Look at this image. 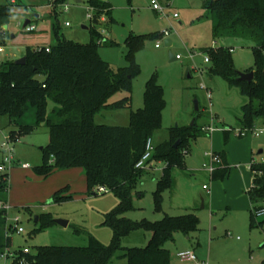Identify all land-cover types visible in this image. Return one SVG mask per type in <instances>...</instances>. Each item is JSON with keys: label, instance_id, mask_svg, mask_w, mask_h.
Wrapping results in <instances>:
<instances>
[{"label": "rangeland", "instance_id": "rangeland-1", "mask_svg": "<svg viewBox=\"0 0 264 264\" xmlns=\"http://www.w3.org/2000/svg\"><path fill=\"white\" fill-rule=\"evenodd\" d=\"M102 1L112 6L114 22L106 15L105 23L95 25L89 18L94 15L89 0H65L57 8H51L49 0H0V6L7 5L11 10L10 24L5 30L6 43L0 47V65L24 58L28 48L37 50L55 45L54 28L59 30L61 40L80 45L90 44L93 30L99 35L100 30H105V42H109L99 48V55L117 72L131 66L127 59L130 37L143 38L134 54L138 73L132 82V93L119 92L108 101L113 104L130 96L132 109L105 111L95 122L128 127L131 110L137 112L145 106L147 82L157 77L164 89L166 107L161 128L152 137L153 146L156 149L169 141L171 135H182L179 141L184 148L180 154L185 167L173 169V188L163 192L162 209L157 211L155 195L166 164L153 160L152 167L145 169L146 173L136 184L131 198L133 210L125 217L136 223L158 222L165 216L198 217L199 231L189 236L177 233L173 242L166 243L171 264H192L178 258L179 253L186 251L195 252L199 262L206 264H264V227H250V212L264 204L253 206L248 194L253 181L251 165L261 164L264 159V155H258L264 150V122L255 123L257 132L246 137L238 135L243 129L242 108L249 99L221 77H210L206 72L210 65L204 61L208 56L204 50L232 49L237 72L250 73L255 65L253 42L240 35L216 36V16L206 17L202 0H158L163 14L153 10L152 0ZM27 20L36 26L35 32H26ZM164 32L168 33L167 38L160 35ZM153 35L160 36L151 39ZM166 39L172 41L171 47L166 46ZM158 40L160 48H156ZM170 53L181 60L172 62ZM55 108L57 105L50 102V113ZM19 124L32 127L33 131L20 133L19 142L10 144L13 160L6 169L10 179L8 229L12 245L0 249V253L28 249L36 255L41 247L86 248L89 236L109 246L113 231L103 223L105 216L120 205L119 198L110 191L89 192L82 168L39 175L35 168L43 163L41 148L50 143L49 130L46 125L37 126L34 107ZM209 126L215 127L210 134L203 130ZM18 129L7 116H0V165L8 156L3 144ZM209 152L224 157L228 166L225 177L213 178L204 168L209 161L205 154ZM23 165L30 168L26 170ZM204 185L209 187L208 191L203 190ZM64 188H69L68 195L73 200L55 202V193ZM58 220L68 221V227L58 225ZM263 220L259 216L257 223ZM15 227L24 232L17 233ZM151 237L150 232L138 230L123 240V247L143 249ZM12 263L13 259L0 255V264ZM111 264H127V260L115 258Z\"/></svg>", "mask_w": 264, "mask_h": 264}, {"label": "trees", "instance_id": "trees-1", "mask_svg": "<svg viewBox=\"0 0 264 264\" xmlns=\"http://www.w3.org/2000/svg\"><path fill=\"white\" fill-rule=\"evenodd\" d=\"M65 0H58L64 2ZM206 17L216 16V36L240 35L253 42L254 80L252 83L239 81L232 59L231 49L210 48L204 53L210 57L206 69L210 77H221L231 87L240 89L249 99L243 108V129L255 127L264 122V0H202ZM94 12L93 23L100 24L103 16L112 15V6L102 0H89ZM11 10L0 6V47L5 43L4 27L10 24ZM111 21H115L111 16ZM56 44L37 50L27 49L25 65L15 62L0 65V116H7L11 124L18 127L12 131V140L20 139V133H31L32 127L22 126L21 120L30 110L36 108L37 126L46 125L50 143L41 148L43 163L36 167L39 175L50 176L57 170L82 168L85 171L88 191L106 187L120 200V205L105 216L103 226L110 227L113 239L109 246L89 236L86 248L41 247L36 255L15 252L17 259L12 264H111L115 258L127 260V264H171L170 251L166 243L173 242L177 233L189 236L199 231L200 220L195 215L182 217L165 216L161 221L144 220L133 222L125 217L133 210L131 198L138 180L146 173L137 164L146 152V144L161 128L162 114L166 107L164 89L157 77L151 78L145 88L143 109L131 110L128 127H111L96 124V117L105 111L132 109V98L109 104V99L119 92L132 93V82L138 73L134 65V54L140 48L143 38L131 36L127 41L129 68L115 72L110 64L99 55L101 36L92 31L88 45L66 42L60 39L59 30L53 29ZM160 35H153L157 39ZM57 105L51 113L49 104ZM182 135H171V139L154 150L153 160L166 164L155 195L156 210L162 209V194L173 188L172 172L175 167H185L180 150L175 145ZM183 144V143H182ZM189 151L185 154L187 155ZM222 155V154H220ZM223 157V156H222ZM225 160V159H224ZM252 187L248 194L253 206L264 204V163L251 165ZM228 173L226 161L213 173V178L225 177ZM10 179L8 173H0V249H9L7 212L9 204ZM64 188L54 195V201L65 203L73 200ZM96 195V194H95ZM250 212L251 229L264 227V220L257 223L256 211ZM143 230L152 234L147 247L125 248L123 240L133 232Z\"/></svg>", "mask_w": 264, "mask_h": 264}, {"label": "built area", "instance_id": "built-area-1", "mask_svg": "<svg viewBox=\"0 0 264 264\" xmlns=\"http://www.w3.org/2000/svg\"><path fill=\"white\" fill-rule=\"evenodd\" d=\"M50 1V7L51 8H57L58 6V0H49ZM151 6L153 8L154 11L158 12V13H161L163 14L164 12V9L163 7L159 4L158 0H152L151 1ZM67 9V8H66ZM91 11L93 12V10L91 9ZM89 18L90 20L93 21V15H89ZM174 18H178V15H174ZM101 23H105L106 22V19H105V16H103L100 20ZM67 27H70V24L67 23L66 24ZM24 29L26 30V32L28 33H33L37 30L36 26L31 24V22L28 24L27 27H24ZM105 30H100V40H99V44H103L105 42ZM162 37H165L167 38L168 37V33L167 32H164L162 34H160ZM167 40V39H166ZM161 47V43L160 41L158 40L157 41V44H156V48H160ZM47 52H50V48H47L46 49ZM231 52H233V50L231 49ZM207 55V54H206ZM176 60H181V57L180 56H177L176 57ZM205 63L206 64H209L210 63V57L209 56H206L205 59H204ZM202 88L203 89H207L204 85H202ZM208 98L209 100H212V94L211 92H208ZM204 132L210 134L212 132L215 131V127L214 126H209V127H206L203 129ZM264 130V129H263ZM258 130L256 129V127L254 128H251V129H241L239 132H238V135L240 137H246L249 133H255L257 132ZM12 142H19V139H16V140H12L11 137L9 136L8 138H6V142L3 144V147L5 148V152L8 153V156L5 158V161L2 165H0V173H6L7 172V169H6V165L7 164H11L12 163V160H13V153H12V149L10 147V144ZM154 146H153V142H152V139H149L147 144H146V152L143 156V158L141 159V161L137 164V168L138 169H146L147 167V163L148 161L151 159L152 157V154L154 152ZM205 156L208 158V164H205L204 165V168L211 174H213L216 170H217V166H220L222 164V157L220 154L218 153H215V152H209V153H206ZM264 163V159H263V162ZM24 169H29L30 166L29 165H23L22 166ZM204 190L208 191L209 190V187L207 185H205L203 187ZM95 191L98 193V194H105L107 193L109 190L106 188V187H98L95 189ZM0 209H2V206L0 204ZM4 209L6 210L7 212V219L9 221V217H8V209L9 207L8 206H5ZM256 217L258 219V217L262 216L264 217V210L263 211H256ZM18 222V218H16L14 220V223L16 224ZM9 224V222H8ZM11 226L12 223L10 224ZM10 226V227H11ZM15 230L17 231V233L21 234L23 233V229H17V227H15ZM230 235V234H229ZM23 252L25 254H29L30 251L28 249H25L23 250ZM1 257L4 258V259H13V261L15 259H17V254L15 252L11 253V252H7V253H0ZM178 258L181 260V261H184V262H189V263H192V264H206L205 262H199L195 252H192V251H186V252H181L178 254ZM24 260L20 261V264H23Z\"/></svg>", "mask_w": 264, "mask_h": 264}, {"label": "water", "instance_id": "water-1", "mask_svg": "<svg viewBox=\"0 0 264 264\" xmlns=\"http://www.w3.org/2000/svg\"><path fill=\"white\" fill-rule=\"evenodd\" d=\"M30 22H31L30 20H27L25 25H24V27H27ZM84 29H87V28H84ZM4 30L7 31L8 30V26H5ZM4 43H6L5 40H4ZM166 46L167 47H171L172 46V41L167 39L166 40ZM170 60L172 62L176 61V57L172 53H170ZM15 63L17 65H25L27 63V59H26V57H24V58H21V59L17 60ZM238 73H239V81L248 82V83H252L253 82V80H254V72H250V73H240V72H238ZM196 110H199V106H198L197 102H196ZM180 143H181L180 141L176 143V145H175L176 149L180 146ZM258 155H260V156L264 155V150L263 149L260 150ZM203 201H204V199H203ZM56 223L58 225H60V226H63V227H68V225H69L68 221H63V220H58Z\"/></svg>", "mask_w": 264, "mask_h": 264}, {"label": "crops", "instance_id": "crops-1", "mask_svg": "<svg viewBox=\"0 0 264 264\" xmlns=\"http://www.w3.org/2000/svg\"><path fill=\"white\" fill-rule=\"evenodd\" d=\"M36 17L39 18V16H36ZM216 22H217V20H216ZM218 154H219V153H218ZM221 157H222V155H221ZM223 158H224V157H222V163L225 162V160H224ZM151 167H152V165H150V168H151ZM26 170H27V169H26ZM204 186H205V185H204ZM204 186H203V187H204ZM203 190H204V189H203ZM204 191H206V190H204Z\"/></svg>", "mask_w": 264, "mask_h": 264}]
</instances>
